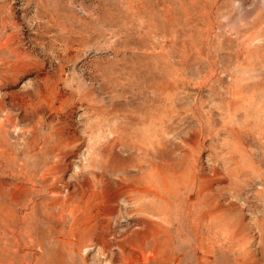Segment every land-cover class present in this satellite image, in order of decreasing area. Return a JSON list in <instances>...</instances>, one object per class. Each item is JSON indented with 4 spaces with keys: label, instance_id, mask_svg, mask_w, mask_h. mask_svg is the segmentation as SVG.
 <instances>
[{
    "label": "rangeland",
    "instance_id": "1",
    "mask_svg": "<svg viewBox=\"0 0 264 264\" xmlns=\"http://www.w3.org/2000/svg\"><path fill=\"white\" fill-rule=\"evenodd\" d=\"M0 264H264V0H0Z\"/></svg>",
    "mask_w": 264,
    "mask_h": 264
}]
</instances>
